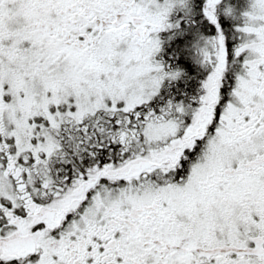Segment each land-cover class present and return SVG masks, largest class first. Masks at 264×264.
Masks as SVG:
<instances>
[{
  "label": "snow or ice",
  "instance_id": "snow-or-ice-1",
  "mask_svg": "<svg viewBox=\"0 0 264 264\" xmlns=\"http://www.w3.org/2000/svg\"><path fill=\"white\" fill-rule=\"evenodd\" d=\"M0 264H264V0H0Z\"/></svg>",
  "mask_w": 264,
  "mask_h": 264
}]
</instances>
